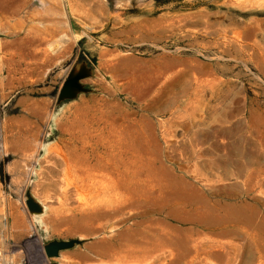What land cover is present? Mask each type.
I'll use <instances>...</instances> for the list:
<instances>
[{"label": "rangeland", "instance_id": "obj_1", "mask_svg": "<svg viewBox=\"0 0 264 264\" xmlns=\"http://www.w3.org/2000/svg\"><path fill=\"white\" fill-rule=\"evenodd\" d=\"M1 165L0 264H264V0H0Z\"/></svg>", "mask_w": 264, "mask_h": 264}, {"label": "water", "instance_id": "obj_2", "mask_svg": "<svg viewBox=\"0 0 264 264\" xmlns=\"http://www.w3.org/2000/svg\"><path fill=\"white\" fill-rule=\"evenodd\" d=\"M74 88H79L77 77L70 78L67 80L66 84L61 90L60 99L70 98L73 95ZM0 178L2 181L5 179L4 167L2 165L0 167ZM27 204L31 210L39 209L38 205L32 200L28 201ZM77 243H79V241H76V240L51 242L45 247L46 256L48 258L57 257L59 256L60 251L72 248Z\"/></svg>", "mask_w": 264, "mask_h": 264}]
</instances>
